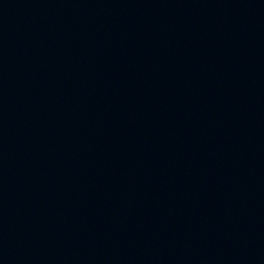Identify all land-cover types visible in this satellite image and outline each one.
<instances>
[{"label":"water","instance_id":"1","mask_svg":"<svg viewBox=\"0 0 264 264\" xmlns=\"http://www.w3.org/2000/svg\"><path fill=\"white\" fill-rule=\"evenodd\" d=\"M0 264H264V0H0Z\"/></svg>","mask_w":264,"mask_h":264}]
</instances>
